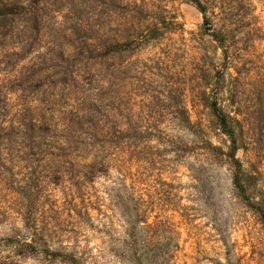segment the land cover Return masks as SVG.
Wrapping results in <instances>:
<instances>
[{"label": "rangeland", "instance_id": "obj_1", "mask_svg": "<svg viewBox=\"0 0 264 264\" xmlns=\"http://www.w3.org/2000/svg\"><path fill=\"white\" fill-rule=\"evenodd\" d=\"M135 1L172 24L162 38L132 56V69H122L120 92L131 97L138 126L159 124L164 133L139 144L140 160L133 161L131 173L113 167L94 181L85 198L93 203L88 220L79 198L70 202L61 185L42 179V172L30 174L24 162H7L10 172L0 176L6 178L0 181V242L24 233V207L37 192L31 207L44 221L49 251L19 256L0 243V260L68 264L62 258L71 253L80 264H264L260 214L235 193L226 157L202 147L205 138L226 151L230 141L212 128L203 130L204 136L194 125L206 119V111L195 105L189 80L203 53L219 62L221 50L202 35L203 17L191 1ZM245 1L251 3L246 12L238 8L240 0L223 2L235 22L230 110L237 120L236 157L247 175L248 194L264 211V0ZM240 14H245L243 22ZM173 81L187 82L181 99L191 115L190 129L173 126L174 95L165 99L153 90ZM121 181L126 188L118 190Z\"/></svg>", "mask_w": 264, "mask_h": 264}, {"label": "trees", "instance_id": "obj_2", "mask_svg": "<svg viewBox=\"0 0 264 264\" xmlns=\"http://www.w3.org/2000/svg\"><path fill=\"white\" fill-rule=\"evenodd\" d=\"M189 1L202 14V35H209L221 50L219 62L203 53L189 80L195 105H202L208 119L207 125L201 118L194 125L204 136L203 130L211 128L227 136L226 151L205 138L202 147L226 157L235 193L264 222V211L250 198L247 175L236 157L237 120L230 110L234 85L228 72L235 34L230 7L223 6L224 0ZM250 4L240 0L238 8L246 12ZM147 8L135 0H0V176L10 172L7 162H24L30 174L42 172V179L61 185L70 202L79 198L88 220L87 207L93 203L85 198H90L94 181L113 167L131 173L133 161L140 160L139 144L164 133L159 124L153 129L138 126L131 97L120 92L122 69H132V56L162 38L172 24ZM244 19L240 14L239 20ZM184 84L173 81L153 90L165 99L174 95L173 126L190 129L191 115L181 99ZM39 166L43 168L37 171ZM123 181L118 190L126 188ZM33 196L22 214L24 233L0 242L10 245L14 255L49 251L44 221L31 207L37 192ZM62 260L81 263L71 253Z\"/></svg>", "mask_w": 264, "mask_h": 264}]
</instances>
